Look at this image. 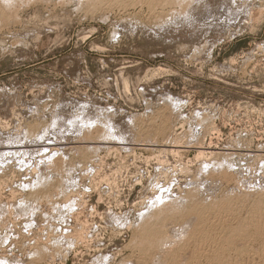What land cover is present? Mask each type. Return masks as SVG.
I'll return each mask as SVG.
<instances>
[{"label":"rangeland","instance_id":"obj_1","mask_svg":"<svg viewBox=\"0 0 264 264\" xmlns=\"http://www.w3.org/2000/svg\"><path fill=\"white\" fill-rule=\"evenodd\" d=\"M188 1L0 0V264H264V0Z\"/></svg>","mask_w":264,"mask_h":264},{"label":"bare ground","instance_id":"obj_2","mask_svg":"<svg viewBox=\"0 0 264 264\" xmlns=\"http://www.w3.org/2000/svg\"><path fill=\"white\" fill-rule=\"evenodd\" d=\"M3 1H5V0H2V2ZM164 1V4H167V2H172V4L174 3V4H181V3H183L184 2V4L186 3V1H188V0H163ZM190 1V0H189ZM188 1V2H189ZM188 2H187V4H188ZM1 5V4H0ZM189 8V7H188ZM210 9V8H209ZM187 12H188V10H187ZM206 18V17H205ZM224 20V19H223ZM60 164V161L58 162V165ZM207 164V163H206ZM205 165V164H204ZM206 166H208V165H206ZM205 166V167H206ZM207 169V168H206ZM222 169V168H221ZM225 170H227V169H223V171L225 172ZM215 171V170H214ZM219 171H221V170H219ZM222 171V172H223ZM176 172V171H175ZM182 172V171H181ZM204 172V171H203ZM227 173H229L228 171H227ZM179 174H181V173H179ZM213 174V173H212ZM214 174H215V172H214ZM217 174H219V173H217ZM220 176H221V174H219ZM211 176H213V175H211ZM223 176H226V174H224ZM230 176V175H229ZM228 177V176H227ZM231 177V176H230ZM234 178V177H233ZM215 179V178H214ZM231 182V181H230ZM178 184V183H177ZM224 184V183H223ZM175 185V184H174ZM212 185V184H211ZM229 185H230V183H229ZM197 189V188H196ZM188 190H190V189H188ZM239 190V189H238ZM162 191V190H161ZM195 191V190H194ZM251 192V191H250ZM253 192V191H252ZM264 192V191H263ZM261 193V194H258L257 195V197L258 198H256L255 200H253V202H251V204L249 203L248 205H249V207L247 208V210H248V215H247V220L245 221V222H243V221H241V223L240 224H242L243 226L241 227V228H243V229H240V230H242L241 232H237V230L240 228L239 226H236V225H233V226H230V227H228V226H226V227H228L227 229H226V233H225V237L223 238V240L225 241V243H228V244H230V246H232V245H234V238L237 236V235H239L240 236V239L242 240L243 238H245L244 239V241H246V243H247V241L249 242V239L250 238H252L253 236H256V237H264V193ZM194 193V192H193ZM192 193V194H193ZM227 194V193H226ZM248 194V193H247ZM174 195V194H173ZM172 195V196H173ZM213 195H215V194H213ZM196 196V195H195ZM232 196H234V195H232ZM237 196V195H236ZM235 196V197H236ZM244 197V195L242 194L241 195V198H242V204H244L245 203V200L244 199H247L248 197H246L247 195H245V197H244V199H243V197ZM176 197V196H175ZM182 197V196H181ZM204 197V196H203ZM224 197V196H223ZM159 198V197H158ZM188 198V197H187ZM190 198V197H189ZM192 199L194 198H196V197H191ZM206 198V197H205ZM237 198V197H236ZM241 198H239L240 200H241ZM254 198V197H253ZM179 199H181V198H179ZM192 199L190 200V201H192ZM230 199V198H229ZM249 199V198H248ZM167 200V199H166ZM168 200L170 201V202H168V203H164L163 205H161V206H159V205H157V206H159L160 207V209L162 208L163 210H164V208L165 209H167V211L169 210V209H173V208H175V207H182V209H183V203H181L182 201V199L179 201V200H177V199H169L168 198ZM184 200V199H183ZM209 200V199H208ZM215 200V199H214ZM235 200H237V201H239L238 200V198L237 199H235ZM234 200V201H235ZM159 201V200H158ZM157 201V202H158ZM186 201H188V200H186ZM195 201V200H194ZM221 201V200H220ZM229 201V200H228ZM232 201V200H231ZM230 201V202H231ZM247 201V200H246ZM157 202H156V204H157ZM184 202H185V200H184ZM198 202V201H197ZM196 202V203H197ZM214 202V201H213ZM217 202H218V200H217ZM222 202V201H221ZM219 203V204H222V203ZM227 202V201H226ZM233 202V201H232ZM248 202V201H247ZM250 202V201H249ZM186 203V202H185ZM185 203H184V205H185ZM195 203V204H196ZM199 203V202H198ZM201 203L202 202H200V205H201ZM211 203V202H210ZM236 203V206H238L237 205V203H239L240 204V201L239 202H235ZM234 203V204H235ZM160 204V203H159ZM189 204V203H188ZM191 204V203H190ZM207 204V203H206ZM218 204V205H219ZM227 204V203H226ZM229 204H231V203H229ZM187 205V204H186ZM185 205V206H186ZM192 205V204H191ZM200 205H198V206H200ZM217 205V204H216ZM247 205V206H248ZM193 207H195L194 205H192ZM191 206V207H192ZM208 206V205H207ZM219 206H222V205H219ZM225 206V205H224ZM223 206V207H224ZM228 206V205H227ZM192 207V208H193ZM240 207H242L241 205H240ZM250 207H252V208H250ZM155 208V207H154ZM191 208V210H197V208L198 207H196V208H194V209H192ZM204 208V207H203ZM215 208H217V207H215ZM236 208H238V207H236ZM208 209H210V208H208ZM221 209V208H220ZM220 209H217L218 211H220ZM224 209V208H223ZM242 209V208H241ZM241 209H235V205H233V203H232V206L230 205V207H228V209H226L229 213H231L232 214V216H233V213H234V216H235V214L236 213H239V210L241 211ZM245 209V208H244ZM184 210V209H183ZM190 210V209H189ZM185 211H187L186 209H185ZM207 211H209V210H207ZM223 211H225V210H223ZM212 212V211H211ZM213 212H215L214 210H213ZM228 212H226V214L228 213ZM144 213V212H143ZM175 213V212H174ZM178 213V212H177ZM217 213V212H216ZM184 214V213H183ZM187 214V213H186ZM201 213H199V215H200ZM212 214V213H211ZM214 214V213H213ZM218 214V213H217ZM242 214V213H241ZM158 215V214H157ZM170 215V214H169ZM174 215V214H173ZM181 215V214H180ZM185 215V214H184ZM203 215V214H202ZM201 215V216H202ZM205 215V214H204ZM228 215V214H227ZM230 215V214H229ZM238 215V214H237ZM240 215V214H239ZM182 216V215H181ZM180 216V217H181ZM197 216V215H196ZM200 216V217H201ZM208 216H209V214H208ZM220 216H223V215H220L219 214V217ZM224 216H226V215H224ZM231 216V215H230ZM229 216V217H230ZM231 216V218H233ZM185 217V216H184ZM187 217V216H186ZM185 217V218H186ZM203 217V216H202ZM213 217V216H212ZM216 217V216H215ZM218 217V215H217V218H219ZM172 218V217H171ZM188 218V217H187ZM191 218V217H190ZM193 218V217H192ZM221 218V217H220ZM226 218H228V217H226ZM237 218H240V217H238L237 216ZM180 219H182V218H180ZM197 219H199V218H197ZM205 219V218H204ZM212 219V218H211ZM222 219H224V221L226 220L225 219V217L223 218L222 217ZM243 219H245V217L243 218L242 217V219L241 220H243ZM169 221H170V219H168ZM188 220V219H187ZM215 220V219H214ZM220 220V219H219ZM181 221V220H180ZM212 221L213 220H211V221H209L211 224V227L210 228H212L213 229V227H212ZM216 221V220H215ZM222 221V220H221ZM223 221V222H224ZM162 222V221H161ZM165 222V221H164ZM219 221L217 220V222H215V224L216 223H218ZM225 222H227V221H225ZM172 223V222H171ZM202 223V222H201ZM220 223H222V222H220ZM229 223V222H228ZM164 224V223H163ZM223 224V223H222ZM167 225V224H166ZM214 225V224H213ZM219 225H220V227H221V224H217L216 226H215V228L217 227V228H219ZM148 226V225H147ZM150 226H153V223H152V225H149L148 227H150ZM156 226V225H155ZM163 225H161V227H162ZM194 226H196V225H194ZM223 226V225H222ZM238 228H236V227ZM199 227V226H198ZM197 227V228H198ZM145 228V227H144ZM152 228V227H151ZM157 228H159V229H154V231H155V233H159L160 232V230L161 231H163V232H165L166 231V229H165V231H164V229H162V228H160V225H159V227H157ZM192 228V227H191ZM207 228H209V225L207 224ZM149 229V228H148ZM153 229V228H152ZM195 229V228H194ZM204 229V228H203ZM220 229V228H219ZM237 229V230H236ZM150 230V229H149ZM217 230V229H216ZM224 230V229H223ZM202 231V230H201ZM210 231V230H209ZM146 232V236H148V234H147V231H145ZM153 232V231H152ZM167 232V231H166ZM196 232V231H195ZM207 232V231H206ZM212 232V231H211ZM149 233V232H148ZM151 233V232H150ZM154 233V232H153ZM161 233V232H160ZM182 233V232H181ZM204 234H205V232H203ZM219 233V232H218ZM143 234V233H142ZM163 234V233H162ZM175 235H176V233H175ZM201 235V234H200ZM141 236V235H140ZM144 236H145V233H144ZM165 236V235H164ZM180 236H182V238H184V236L183 235H180ZM193 236V235H192ZM218 236V235H217ZM191 237V236H190ZM202 238H199V241L200 240H203L205 237H207V235L205 234V237H204V235H202L201 236ZM212 237V236H211ZM255 237V238H256ZM146 238V237H145ZM181 238V237H180ZM181 238V239H182ZM196 238V237H195ZM215 238H217V237H215ZM186 239V238H185ZM206 239V238H205ZM209 239H211V238H209ZM257 239V238H256ZM144 240V239H143ZM148 240H149V238H148ZM147 239H145V241H148ZM187 240V239H186ZM207 240V239H206ZM222 240V241H223ZM237 240H239V238H237ZM250 240H254V239H250ZM185 241V240H184ZM196 241H198L197 239H196ZM211 241V240H210ZM151 242V241H150ZM149 242V243H150ZM183 242V241H182ZM200 242H204L203 244H202V248L204 249V247L205 246H207V243H205L206 241L205 240H203V241H200ZM241 243H242V241H240ZM155 243V242H154ZM153 242H152V244H154ZM180 243V242H179ZM198 243V242H197ZM210 243V242H209ZM216 243V242H215ZM220 243V242H219ZM218 243V244H219ZM139 244V243H138ZM146 244H148V242H146ZM151 244V243H150ZM188 244V243H187ZM213 244V243H212ZM224 244V243H223ZM244 244V243H243ZM155 245V244H154ZM181 245V244H180ZM216 245V244H215ZM213 246L212 248H209V246H207L208 248H209V250H213V249H215L214 247H216V246ZM153 245H151L150 247H152ZM182 246V245H181ZM184 246V245H183ZM182 246V247H183ZM220 246V245H219ZM218 246V247H219ZM245 246V245H244ZM248 246H249V244H248ZM156 247V246H155ZM198 247V246H197ZM206 247V248H207ZM217 247V248H218ZM250 247V246H249ZM147 248V247H146ZM180 248V247H179ZM179 248H177V249H179ZM206 248L204 249L205 251H206ZM225 248H226V246H225ZM262 248H264V247H262ZM135 249V248H134ZM152 249V248H151ZM154 249V248H153ZM176 249V250H177ZM182 249V248H181ZM193 249H194V247H193ZM199 249H200V245H199ZM236 249V248H235ZM137 250V249H136ZM143 250V249H142ZM145 250V249H144ZM143 250V251H144ZM170 250H171V248H170ZM225 250V249H224ZM139 251H140V249H139ZM149 251H150V248H149ZM156 250H154V252H155ZM178 251V250H177ZM180 251V250H179ZM187 251V250H186ZM203 251V250H202ZM236 251V250H235ZM148 252V251H147ZM151 252V251H150ZM199 252H201V250L199 251ZM198 252V253H199ZM204 252V251H203ZM218 252V251H217ZM151 253H153V251L151 252ZM150 253V254H151ZM170 253V252H169ZM172 253V252H171ZM196 253V252H195ZM212 253H214V252H212ZM226 253H228V252H226ZM243 253V252H242ZM262 253V252H261ZM260 253V254H261ZM146 254V253H145ZM174 254V253H173ZM173 254H171L172 256H173ZM200 254V253H199ZM205 254H206V252H205ZM210 254V253H209ZM208 254V255H209ZM235 254V253H234ZM142 255V254H141ZM178 255V254H177ZM263 255H264V253H263ZM212 256V255H211ZM218 256H220V255H218ZM249 256V255H248ZM256 256V255H255ZM142 257V256H141ZM206 257V256H205ZM221 257V256H220ZM144 258V257H143ZM171 258V257H170ZM174 258H176V256L174 257ZM223 258V257H222ZM229 258V257H228ZM251 258H252V256H251ZM263 258V257H262ZM191 259H192V256H191ZM196 259V258H195ZM207 259V258H206ZM244 259V258H243ZM248 259V258H247ZM258 259V258H257ZM201 260V259H200ZM225 260V259H224ZM228 260V259H227ZM176 261V260H175ZM215 261H217V260H215ZM218 261H220V260H218ZM217 261V262H218ZM222 262V261H221ZM237 262V261H236ZM239 262V261H238ZM237 262V263H238ZM258 262V261H257ZM173 263V262H172ZM198 263V262H197ZM201 263V262H200ZM236 263V264H237ZM245 263V262H244ZM192 264V263H191ZM242 264V263H241ZM247 264H248V262H247ZM259 264V263H258Z\"/></svg>","mask_w":264,"mask_h":264}]
</instances>
